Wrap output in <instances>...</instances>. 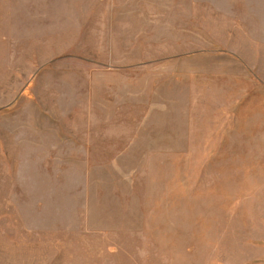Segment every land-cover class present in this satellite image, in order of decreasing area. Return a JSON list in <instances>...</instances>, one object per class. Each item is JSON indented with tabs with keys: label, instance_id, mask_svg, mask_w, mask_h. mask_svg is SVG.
Returning a JSON list of instances; mask_svg holds the SVG:
<instances>
[{
	"label": "rangeland",
	"instance_id": "rangeland-1",
	"mask_svg": "<svg viewBox=\"0 0 264 264\" xmlns=\"http://www.w3.org/2000/svg\"><path fill=\"white\" fill-rule=\"evenodd\" d=\"M0 264H264V0H0Z\"/></svg>",
	"mask_w": 264,
	"mask_h": 264
}]
</instances>
